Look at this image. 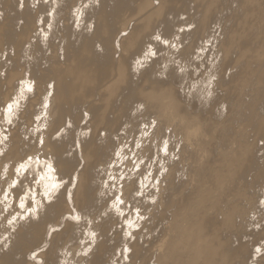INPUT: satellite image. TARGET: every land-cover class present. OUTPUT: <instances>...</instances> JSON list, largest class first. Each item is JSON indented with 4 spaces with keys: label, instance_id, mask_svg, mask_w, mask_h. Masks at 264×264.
Instances as JSON below:
<instances>
[{
    "label": "bare ground",
    "instance_id": "bare-ground-1",
    "mask_svg": "<svg viewBox=\"0 0 264 264\" xmlns=\"http://www.w3.org/2000/svg\"><path fill=\"white\" fill-rule=\"evenodd\" d=\"M0 264H264V0H0Z\"/></svg>",
    "mask_w": 264,
    "mask_h": 264
},
{
    "label": "rangeland",
    "instance_id": "rangeland-1",
    "mask_svg": "<svg viewBox=\"0 0 264 264\" xmlns=\"http://www.w3.org/2000/svg\"><path fill=\"white\" fill-rule=\"evenodd\" d=\"M184 18H185V16H180V17H179L180 20H183ZM18 120H19V119L17 118V119L15 120V123L13 124V127H14V128H15V126L19 123ZM119 139H120V138H119ZM120 140H122V139H120ZM123 141H124V140H122V142H123ZM93 217H94V214L91 216V218H88V220L93 219ZM15 248H18V246H16V247L14 246V247L11 248L9 251H12V250L15 249Z\"/></svg>",
    "mask_w": 264,
    "mask_h": 264
},
{
    "label": "snow or ice",
    "instance_id": "snow-or-ice-1",
    "mask_svg": "<svg viewBox=\"0 0 264 264\" xmlns=\"http://www.w3.org/2000/svg\"><path fill=\"white\" fill-rule=\"evenodd\" d=\"M21 207H23V204H21Z\"/></svg>",
    "mask_w": 264,
    "mask_h": 264
}]
</instances>
